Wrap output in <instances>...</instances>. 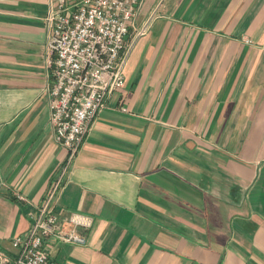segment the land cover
<instances>
[{
	"label": "crops",
	"instance_id": "0c3cea01",
	"mask_svg": "<svg viewBox=\"0 0 264 264\" xmlns=\"http://www.w3.org/2000/svg\"><path fill=\"white\" fill-rule=\"evenodd\" d=\"M51 3L0 0V250L61 180L56 211L94 224L86 245L48 239L49 264H264V0H140L123 88L69 163Z\"/></svg>",
	"mask_w": 264,
	"mask_h": 264
},
{
	"label": "built area",
	"instance_id": "2783aa9c",
	"mask_svg": "<svg viewBox=\"0 0 264 264\" xmlns=\"http://www.w3.org/2000/svg\"><path fill=\"white\" fill-rule=\"evenodd\" d=\"M139 7L140 0H52L45 18L49 31L46 90L54 139L68 151V163L107 101L123 88V70L144 34L138 31L130 39ZM60 188L61 180L52 183L32 228L13 239L15 254L0 250V264H49L48 239L87 244L93 218L78 212L58 213Z\"/></svg>",
	"mask_w": 264,
	"mask_h": 264
},
{
	"label": "rangeland",
	"instance_id": "374dc122",
	"mask_svg": "<svg viewBox=\"0 0 264 264\" xmlns=\"http://www.w3.org/2000/svg\"><path fill=\"white\" fill-rule=\"evenodd\" d=\"M249 43V42H248Z\"/></svg>",
	"mask_w": 264,
	"mask_h": 264
}]
</instances>
